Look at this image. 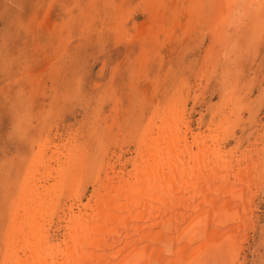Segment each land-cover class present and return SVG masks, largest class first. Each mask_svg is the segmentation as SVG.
<instances>
[{
	"label": "rangeland",
	"instance_id": "1",
	"mask_svg": "<svg viewBox=\"0 0 264 264\" xmlns=\"http://www.w3.org/2000/svg\"><path fill=\"white\" fill-rule=\"evenodd\" d=\"M218 1L0 0V250L9 206L36 158L49 156L54 143L79 144L87 168L77 204H84L97 175L89 170L118 154L109 147L110 130L122 158H135L175 107L176 93L185 95L172 124L182 118L190 136L213 126L221 134L224 123L230 140L223 151L239 156L249 145L264 148V0H225L230 8L223 10ZM261 167H248L237 181L256 195L245 198H252V227L232 264L264 261Z\"/></svg>",
	"mask_w": 264,
	"mask_h": 264
},
{
	"label": "bare ground",
	"instance_id": "2",
	"mask_svg": "<svg viewBox=\"0 0 264 264\" xmlns=\"http://www.w3.org/2000/svg\"><path fill=\"white\" fill-rule=\"evenodd\" d=\"M219 1L222 10L230 8L229 2ZM184 95L176 93L171 101L175 107L184 102ZM173 105L165 109L155 128L157 133L153 131L142 140L135 158H122L121 145L111 140L110 130L109 147L119 148L118 154L113 152L107 160L103 157L99 168L89 170L97 175L84 204H77L78 187L87 168L86 155L77 152L79 144L74 140L65 146L54 143L49 156L43 152L32 159L25 180L19 184L18 198L8 209L0 264L236 262L252 227V198L249 203L245 198L256 195L251 186H239L237 181L245 179L248 167L262 168L264 148L257 151L255 143L239 156L237 150L223 151L226 139L230 140L224 123L219 128L221 134L214 133L213 126L202 137L190 136V125L182 118L172 124ZM134 132L131 137L137 139ZM210 143L215 144L212 151ZM49 180V187L42 184ZM66 192L71 195L67 207L61 202Z\"/></svg>",
	"mask_w": 264,
	"mask_h": 264
},
{
	"label": "snow or ice",
	"instance_id": "3",
	"mask_svg": "<svg viewBox=\"0 0 264 264\" xmlns=\"http://www.w3.org/2000/svg\"><path fill=\"white\" fill-rule=\"evenodd\" d=\"M262 264H264V261H262Z\"/></svg>",
	"mask_w": 264,
	"mask_h": 264
}]
</instances>
